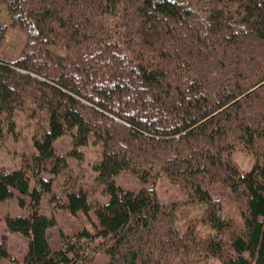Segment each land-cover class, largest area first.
<instances>
[{"label":"trees","instance_id":"obj_1","mask_svg":"<svg viewBox=\"0 0 264 264\" xmlns=\"http://www.w3.org/2000/svg\"><path fill=\"white\" fill-rule=\"evenodd\" d=\"M3 7L25 43L17 60L0 58V142L18 112L38 123L35 153L0 176V202L14 191L23 207L30 199V216L6 218L27 252L12 259L3 238L0 264H92L98 254L105 264H264V0H0V47ZM90 144L101 147L93 170L106 193L122 172L143 188L98 206L69 177L58 202L54 178ZM238 150L255 158L246 173ZM162 178L186 199L160 201ZM45 196L71 214L94 211L98 225L62 233L53 250ZM230 203L239 220L224 215Z\"/></svg>","mask_w":264,"mask_h":264},{"label":"rangeland","instance_id":"obj_2","mask_svg":"<svg viewBox=\"0 0 264 264\" xmlns=\"http://www.w3.org/2000/svg\"><path fill=\"white\" fill-rule=\"evenodd\" d=\"M2 20L8 27L7 34L2 46L0 47V58L13 62L21 55L25 43V35L23 32L10 27V20L6 8H2ZM16 129L14 133H6L4 139L0 142V176L11 174L22 168V159L24 154L31 155L35 153L33 145V134L38 123L37 119L32 117L30 110L18 112L15 116ZM57 152L61 155L66 154L71 148V137L65 135L58 139L55 143ZM83 160L69 159L68 170L56 176L53 182V188L58 197V202L65 203L64 188L68 178L76 179V188L87 192L88 200L93 205L110 206L122 197L124 191L138 192L143 188L139 179L129 173L122 172L116 178L115 182L109 187L107 193L104 186L97 182V173L93 170V165L100 159L101 147L90 144L82 149ZM234 162L238 165L241 172L249 171L255 158L251 153L238 150L233 155ZM46 179L52 178L48 173L44 174ZM33 186V183H31ZM149 188V187H147ZM158 199L163 203L169 204L173 201L185 200L183 191L179 186L170 183L166 178L160 179L154 186ZM20 195L14 191V196L6 201L0 202V241L3 238L7 240V246L11 254V258L18 262H22L24 254L27 252L28 239L22 234L13 233L6 227L7 217H16L19 215L30 216L31 212L28 208L30 204L29 197H23L26 206L20 204ZM236 204H225V216H232L237 220L240 219ZM198 205H190L184 211L189 213V218L196 219L201 215V207ZM40 212L51 215L54 214L57 219V226L50 230V245L53 250L61 246V234L73 235L82 229L92 230L93 226H97L98 222L95 212L88 214L82 211L77 214H71L64 208H54L49 202V198L45 196L42 200ZM201 229H205L202 227ZM207 233V231H204ZM107 256L98 254L92 264H105ZM8 260L5 261L7 263ZM209 264H221L218 260H211Z\"/></svg>","mask_w":264,"mask_h":264}]
</instances>
